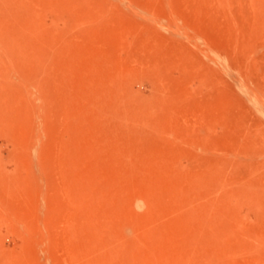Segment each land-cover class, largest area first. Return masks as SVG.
Segmentation results:
<instances>
[{
  "label": "rangeland",
  "instance_id": "1",
  "mask_svg": "<svg viewBox=\"0 0 264 264\" xmlns=\"http://www.w3.org/2000/svg\"><path fill=\"white\" fill-rule=\"evenodd\" d=\"M0 264H264V0H0Z\"/></svg>",
  "mask_w": 264,
  "mask_h": 264
}]
</instances>
